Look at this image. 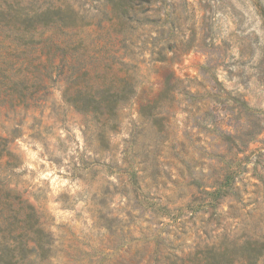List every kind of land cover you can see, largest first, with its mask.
Segmentation results:
<instances>
[{"label":"rangeland","instance_id":"obj_1","mask_svg":"<svg viewBox=\"0 0 264 264\" xmlns=\"http://www.w3.org/2000/svg\"><path fill=\"white\" fill-rule=\"evenodd\" d=\"M142 1L139 19L159 23L133 32L152 36L126 58L136 92L100 113L94 73L62 68V53L23 37L47 24L16 17L70 8L92 33L112 16L107 0H0V199L34 210L53 241L46 264H170L143 241L165 224L177 264H202L196 252L223 237L258 250L234 264H264V0ZM158 32L168 40L152 46ZM163 45L173 63L156 61ZM120 68L103 72L109 84L127 77ZM224 185L216 210H183L175 223L154 213Z\"/></svg>","mask_w":264,"mask_h":264},{"label":"trees","instance_id":"obj_2","mask_svg":"<svg viewBox=\"0 0 264 264\" xmlns=\"http://www.w3.org/2000/svg\"><path fill=\"white\" fill-rule=\"evenodd\" d=\"M111 6L112 16L100 22L98 30L92 33L83 31L85 27L83 21L79 19L78 14L70 8L62 9L50 5L43 12L36 13L29 17L20 12L16 17L21 26H32L34 22H45V31L32 33L30 29L25 30L23 37L33 40L38 37V45L41 50L53 51L55 54L60 52L63 55L61 60L62 68L67 67L72 73H82L83 76L94 73L96 82L90 87L89 93L94 91L96 98L87 96L88 92H80L85 94L86 99H82L89 105V100H95L94 111L103 113L109 111L114 113L119 106L136 92V81L133 74L130 73L134 64L127 62L126 58L140 53L147 46L149 38L152 36L134 38L133 32L143 23H159V20L149 18L139 19L145 12L141 11L142 0H107ZM4 11L0 6V22ZM139 16V17H138ZM106 22V25H103ZM152 46H157L159 42L168 40L163 32H158ZM22 35V34H21ZM159 41V42H158ZM172 47L163 45L158 50L157 62L173 63L177 59V55L173 53L171 59H167L166 52ZM89 61H87L88 59ZM115 66H120L119 71L125 70L127 77L115 78L112 76L110 84L108 83V75L105 71L112 72ZM5 77H7L5 73ZM171 74L166 84H171ZM99 81V82H98ZM93 93V94H94ZM79 108V107H78ZM82 108H84L82 106ZM0 148L6 149V142L0 140ZM5 181H0V187H5ZM137 184V183H135ZM138 186V185H137ZM221 187L213 192L205 193L207 198H196L184 208H176L170 210L168 207L155 202L157 206L154 209L156 215L167 214L171 221L175 223L178 216L175 214L190 210L193 212L203 211L206 209H217L219 201L226 194ZM17 207L10 201V197L6 196L0 199V264H40L48 263V259L52 253L53 241L50 234L46 233L39 224V219L34 210L24 205L20 198L15 201ZM221 216V214H220ZM167 227L168 224H165ZM164 227L159 228L151 237H145L143 241L149 245H153V258L157 260L164 251L171 253L166 257L170 264H177L179 255L177 251L172 249L167 240L162 237L165 234ZM264 246V245H262ZM258 250L251 246L250 242H246L244 246H227L223 240L219 244H205L202 249L196 252V257L202 264H234L235 260L246 261L254 259ZM260 252V249H259ZM102 263V261H100Z\"/></svg>","mask_w":264,"mask_h":264}]
</instances>
